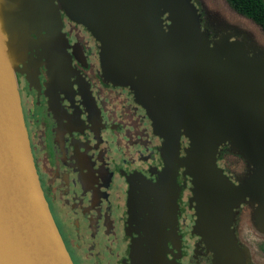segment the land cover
<instances>
[{"label":"flooded vegetation","instance_id":"af4514ba","mask_svg":"<svg viewBox=\"0 0 264 264\" xmlns=\"http://www.w3.org/2000/svg\"><path fill=\"white\" fill-rule=\"evenodd\" d=\"M75 1L82 10L71 0H15L11 5L0 0L4 33L16 43L10 54L35 170L71 260L212 264L196 233L190 176L183 166L176 168L173 204L166 203L155 182L165 167L163 138L154 132L133 86L107 69L113 33L100 27L103 0ZM187 145L181 133L180 157ZM227 150L220 148L216 163L238 185L251 177L253 165ZM149 184L161 198L158 219ZM256 205L249 196L242 198L230 220L246 264H264V246H257V257H251L249 247L251 231L262 229ZM156 222L165 243H154Z\"/></svg>","mask_w":264,"mask_h":264},{"label":"water","instance_id":"95a60500","mask_svg":"<svg viewBox=\"0 0 264 264\" xmlns=\"http://www.w3.org/2000/svg\"><path fill=\"white\" fill-rule=\"evenodd\" d=\"M6 1L15 4V0ZM103 3L100 27L111 31L115 39L108 45L106 55L109 73L125 83L123 76L132 68L138 69L142 94L151 90L162 93L165 105L157 112L163 120L159 130L172 139L176 118L185 125L191 146L186 160L196 167V172H201L203 203L212 212L209 218L217 230L216 242L226 254L232 249L233 262L240 263L239 247L230 226L233 208L249 196L257 204L255 215L264 225V63L239 57L235 64H214L213 49L203 33L210 51L202 42H195L182 57L169 55L153 0ZM0 12L1 17L6 13L3 9ZM4 32L0 18V264H74L35 170L10 54V45L16 43L13 36L9 42ZM211 130L216 132L213 146ZM223 142L253 165L251 177L241 179L238 185L216 163L218 146ZM149 188L155 195L158 219L163 209L161 198L152 184ZM236 191L238 198L233 200ZM229 197L232 203L220 212L214 199L226 201ZM160 219V223L165 221L163 213ZM160 223H154L156 231ZM198 226L197 220L195 228ZM170 228L173 223L169 232ZM155 234L154 243H165V234ZM161 250H165V245ZM152 251L155 254L157 249Z\"/></svg>","mask_w":264,"mask_h":264},{"label":"rangeland","instance_id":"374dc122","mask_svg":"<svg viewBox=\"0 0 264 264\" xmlns=\"http://www.w3.org/2000/svg\"><path fill=\"white\" fill-rule=\"evenodd\" d=\"M159 1L163 2L165 6L161 5ZM159 1L153 0L154 11L158 18L164 39L167 42L166 49L169 55L182 57L195 42H202L205 48L210 51V48L203 39V33L206 40L209 42V46L213 49L215 57L214 64H216L217 61H226L230 64L233 62L232 64H235V59L238 60L239 57L264 63L263 30L254 20L237 12L230 5L228 0H196L197 3L195 0H188V2H182V0ZM71 2H73V6L79 7V1L74 2V0H71ZM79 8L81 9V7ZM113 42H115V39L110 36L107 43L112 44ZM178 50H180V52L177 54ZM123 79L126 84L133 86L135 99L146 110L147 117L152 123L154 132L163 138L164 149L162 150V154L165 158V167L155 177V182L164 201L169 205L173 202L176 190L175 170L178 166H183L185 174L192 179L191 182H196L191 186L192 196H194V200L197 204L195 210L199 221L196 233L202 245L207 249L209 255H211L212 264H241L242 261H240V263L233 262L232 249L228 250L226 254L218 247L216 242L217 230L213 228V224L209 218L212 212L207 209L205 202L203 203L202 187L201 184H199L201 172H196L194 170L196 167L190 166L186 160V155L191 147L189 131L185 129V125L181 123L180 119L176 118L177 122L173 128L174 136L172 139L165 132H161L159 127L163 124V120L157 115V112L164 109L165 102L162 98V93L159 90H151L150 94L147 93L143 95V85L138 69L132 68L127 75L123 76ZM179 115L180 104H177L176 116L179 117ZM181 133L188 140V145L184 149L185 154L182 157L179 155L181 150ZM215 136L216 132L211 130L212 146ZM224 146L225 150H229V143L223 142L218 146V152L220 148ZM242 158L245 159L244 156ZM223 159H225V157H223ZM225 175L229 178L227 174ZM232 198L233 200L235 198V200H237V191L232 195ZM214 201L220 212L224 209L226 210V207L232 203L231 197L226 201H218L216 199H214ZM255 221L256 225H258L259 221L257 219ZM204 222L207 224L205 225ZM261 225L263 224L261 223L260 226ZM251 234L254 237L252 238L251 236L249 241L251 257H254V255L257 257V253L259 252L258 249H256L257 246L260 244L264 246V229H260L259 233L252 230ZM238 255L239 258L243 260V254L240 248L238 250ZM262 255L264 256V254ZM200 260L203 259L200 258ZM229 260H231V262ZM206 264H208V262Z\"/></svg>","mask_w":264,"mask_h":264},{"label":"trees","instance_id":"16d2710c","mask_svg":"<svg viewBox=\"0 0 264 264\" xmlns=\"http://www.w3.org/2000/svg\"><path fill=\"white\" fill-rule=\"evenodd\" d=\"M239 13L254 20L264 32V0H228Z\"/></svg>","mask_w":264,"mask_h":264}]
</instances>
